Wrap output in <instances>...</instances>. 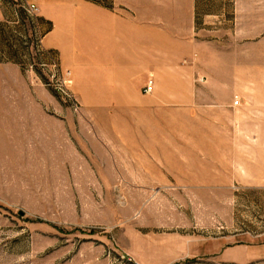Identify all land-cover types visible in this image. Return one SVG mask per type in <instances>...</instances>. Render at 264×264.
Returning a JSON list of instances; mask_svg holds the SVG:
<instances>
[{
  "label": "rangeland",
  "instance_id": "obj_1",
  "mask_svg": "<svg viewBox=\"0 0 264 264\" xmlns=\"http://www.w3.org/2000/svg\"><path fill=\"white\" fill-rule=\"evenodd\" d=\"M190 1L199 28L203 10H218ZM240 2L237 31L227 26L217 47L215 91L199 76L163 88L177 94H133L146 109L116 115L98 141L95 111L45 48L53 23L29 0H0V264H264V187L237 182V156H249L237 154V132L264 130L237 131L234 106L246 76L264 96V0ZM171 6L162 0L167 17ZM65 78L73 99L59 90ZM43 116L74 120L67 131L79 137H33ZM237 246L259 251L237 262Z\"/></svg>",
  "mask_w": 264,
  "mask_h": 264
},
{
  "label": "crops",
  "instance_id": "obj_2",
  "mask_svg": "<svg viewBox=\"0 0 264 264\" xmlns=\"http://www.w3.org/2000/svg\"><path fill=\"white\" fill-rule=\"evenodd\" d=\"M38 1L41 15L53 23L45 36V48L57 50L63 67L72 72V89L81 96L83 110L95 111L89 120L98 141L108 140V127L118 119L116 115L127 117L130 111L146 109L145 102L131 95L142 94L149 79L155 82L153 92L177 94L176 89L163 88L175 87L177 79L199 76L202 81L207 78L214 89L222 68L217 47L224 41L222 32L227 26L237 31V3H242L211 0L218 10H203L205 21L199 28L197 8L190 0H171L168 17L162 11V0H115V8L82 0ZM249 80L246 76L237 81V131L239 127H255V131L261 127L263 131L264 96L245 87ZM67 124L73 126L74 120L34 118L38 130L33 137H79L77 130L67 131ZM112 124L117 128L114 131H121L117 122ZM244 150L249 156H237V182L264 187V137L237 132V154ZM138 156L149 155L140 152ZM258 251L259 247L237 246V262H251L252 252Z\"/></svg>",
  "mask_w": 264,
  "mask_h": 264
},
{
  "label": "built area",
  "instance_id": "obj_3",
  "mask_svg": "<svg viewBox=\"0 0 264 264\" xmlns=\"http://www.w3.org/2000/svg\"><path fill=\"white\" fill-rule=\"evenodd\" d=\"M29 6H30V9L33 11H36L38 9L35 4H30ZM68 75H71V73L69 72ZM63 82H64V84H63ZM63 82L59 85V90H60L61 94L66 96L67 98L73 99L71 93L64 86V85L67 86V84H70L71 80L69 78H67V79L65 78ZM154 87H155L154 80L149 79L147 85L144 88V92L148 93V94L152 93L154 91ZM239 104H240L239 97H236V99L234 101V106H238ZM75 105H76V108H79L77 103H75Z\"/></svg>",
  "mask_w": 264,
  "mask_h": 264
},
{
  "label": "trees",
  "instance_id": "obj_4",
  "mask_svg": "<svg viewBox=\"0 0 264 264\" xmlns=\"http://www.w3.org/2000/svg\"><path fill=\"white\" fill-rule=\"evenodd\" d=\"M93 2H95V3H100L98 0H92Z\"/></svg>",
  "mask_w": 264,
  "mask_h": 264
}]
</instances>
